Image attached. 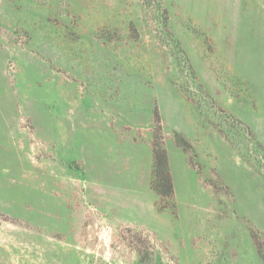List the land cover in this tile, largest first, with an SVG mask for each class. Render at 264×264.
<instances>
[{
    "label": "rangeland",
    "instance_id": "374dc122",
    "mask_svg": "<svg viewBox=\"0 0 264 264\" xmlns=\"http://www.w3.org/2000/svg\"><path fill=\"white\" fill-rule=\"evenodd\" d=\"M0 264H264V0H0Z\"/></svg>",
    "mask_w": 264,
    "mask_h": 264
},
{
    "label": "trees",
    "instance_id": "16d2710c",
    "mask_svg": "<svg viewBox=\"0 0 264 264\" xmlns=\"http://www.w3.org/2000/svg\"><path fill=\"white\" fill-rule=\"evenodd\" d=\"M154 164L152 170L151 187L157 193L171 196L173 192L171 175L168 167V158L164 149L154 146Z\"/></svg>",
    "mask_w": 264,
    "mask_h": 264
}]
</instances>
